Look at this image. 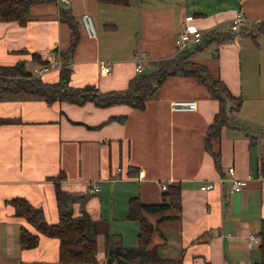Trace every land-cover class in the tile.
Listing matches in <instances>:
<instances>
[{
	"label": "crops",
	"instance_id": "0c3cea01",
	"mask_svg": "<svg viewBox=\"0 0 264 264\" xmlns=\"http://www.w3.org/2000/svg\"><path fill=\"white\" fill-rule=\"evenodd\" d=\"M63 8L79 21L78 43L69 59L72 86L93 83L104 92L126 90L138 73L137 63L142 72H153L162 60L177 55L175 39L184 16L193 15L209 41L192 58L207 64L243 101L229 111L233 125L213 139L221 156L218 169L204 139L219 102L195 76L168 75L143 108L48 102L36 94L0 92V117L12 120L0 124V264H61L57 237L41 235L37 246L21 247L19 229L27 223L14 215L13 197L42 206L47 220L56 223L58 182L62 209L79 215L84 207L103 222L97 253L99 264H107L111 247L137 244L140 223L127 216L130 197L162 202L164 181L181 185L182 210L180 218L163 220L152 235L151 243L159 246L163 258H181L182 264L258 262L259 248L249 247L247 232L258 234L264 218V32L256 28L264 20V0L39 2L25 23L0 19V65L25 60L31 71L40 64L33 53L47 60L66 51L72 33L62 20ZM238 10L245 12L247 22L235 32L227 26ZM86 12L100 25L102 36L107 29L121 32L109 47L103 46V37L85 32L80 17ZM252 38L253 46L244 43ZM102 60L112 64L109 74L100 72ZM41 77L56 81L59 71ZM178 98L196 100L197 108L172 109ZM123 115L125 121L109 120ZM229 166H234L232 175ZM233 175L245 180L241 191H232L229 179L219 181ZM206 180H214V187L201 189ZM172 213L150 214L149 219L156 223L161 214Z\"/></svg>",
	"mask_w": 264,
	"mask_h": 264
},
{
	"label": "trees",
	"instance_id": "16d2710c",
	"mask_svg": "<svg viewBox=\"0 0 264 264\" xmlns=\"http://www.w3.org/2000/svg\"><path fill=\"white\" fill-rule=\"evenodd\" d=\"M44 1L50 0H0V19L25 23L30 17L32 5ZM99 1L117 4H128L129 2V0ZM61 15L62 20L70 26L72 33L68 49L61 53L64 62L69 65V59L76 48L80 35L79 21L67 8H63ZM256 28L264 32V20ZM206 36L209 35L206 33L199 44L177 52V55L172 58L162 60L157 70L137 73L124 91L109 90L104 92L93 83L72 86L69 66H65L59 71L58 80L45 81L41 76H33L27 68L26 61L23 60L15 65H0V92L36 94L44 97L48 102L61 100L83 104L87 101H94L100 106L126 103L136 108H143L156 85H159L168 75L182 73L195 76L208 87L211 96L219 102L218 111L208 126L204 146L212 154L216 167L221 169L220 152L214 150L212 142L214 138L220 137L223 127L233 125L234 121H232L229 111L238 109L243 98L240 95H235L221 77L213 75L207 64L192 58L196 50L202 49L208 43L207 38L209 37ZM32 57L33 60H39L40 64L47 62L46 59L39 58L36 53H33ZM18 76L19 78H15ZM112 119L125 121L126 116H111L109 120ZM9 121L12 120L0 117V124ZM261 169L264 174V162ZM56 188L60 207L59 220L56 223H50L43 207L33 204L28 198L15 196L10 200L14 206V215L23 217L27 223L20 225L18 239L21 247L37 246L41 235L57 237L61 264H99L98 234L101 232L103 222L93 219L84 207L79 215L73 214L71 209H62L63 192L58 182ZM168 210H174L176 213L161 214L156 223L149 219L150 214L163 213ZM181 210L182 187L180 184H169L163 190V201L159 203H144L138 195L130 197L127 216L140 223L137 244L131 247H111V253L109 252L107 255V264H182L181 258H163L159 252V246L151 243L152 235L159 223L165 219L180 218ZM106 235L109 233L106 232ZM258 235L260 236L258 246L260 260L255 264H264V218L261 220Z\"/></svg>",
	"mask_w": 264,
	"mask_h": 264
},
{
	"label": "built area",
	"instance_id": "2783aa9c",
	"mask_svg": "<svg viewBox=\"0 0 264 264\" xmlns=\"http://www.w3.org/2000/svg\"><path fill=\"white\" fill-rule=\"evenodd\" d=\"M63 2L65 5L70 4V0H59ZM194 16L193 15H186L184 16L183 22H182V28L179 31L175 43L177 47V52H180L188 47L195 46L199 44L204 35L205 31L199 28L194 22H193ZM82 26L85 30V32L92 38H96L98 35V30L95 24V19L92 14L86 12L83 13L80 17ZM247 22V16L244 11L238 10L235 12V15L232 17V23H231V30L235 32H239L241 29V26L244 25ZM57 52V51H56ZM69 66L66 64L62 58V55L60 52L54 53L53 55L49 56L46 63L38 64L33 67L31 70V74L33 76H42L44 73L49 72L51 70H58L60 71L63 67ZM142 64L137 63L135 66L136 72H142ZM100 72L102 74H109L112 72V64L102 60L100 64ZM171 107L174 110H195L197 108V101L192 99H174L171 102ZM234 166H229L227 169V172L229 174H234ZM118 172H120V169H118ZM144 175L143 169L139 170V178H141ZM226 179L231 180V190L232 191H241L244 187L245 180L233 176L229 177H223L220 176L219 181L224 182ZM215 185L214 180H206L202 185L201 189H211ZM168 186V182L164 181L161 184L162 189H166ZM99 186L98 184L95 185L94 189L98 190ZM247 243L249 247H257L260 244V236L249 230L247 232Z\"/></svg>",
	"mask_w": 264,
	"mask_h": 264
},
{
	"label": "rangeland",
	"instance_id": "374dc122",
	"mask_svg": "<svg viewBox=\"0 0 264 264\" xmlns=\"http://www.w3.org/2000/svg\"><path fill=\"white\" fill-rule=\"evenodd\" d=\"M95 24H96V27H97V30H98V37H99V38H100V37H103V46H104V47H109L111 40H112L113 38H115V37H118V35L121 34L120 31L117 32V31H113V30H111V29H107V30L104 31L103 36H102V33H101L102 29L100 28V25L97 23L96 20H95ZM227 28L230 30V29H231V24L228 25ZM125 32H126V30H125V29H122V33H125ZM244 43H245L246 45H249V44H250V46H253L254 43H255V40L252 38V41H247V42H244ZM254 48H255V47H254ZM208 50L212 51V47L209 48ZM256 50H257V53H258V49H257V48H256ZM206 52H207V51H206ZM253 52H255V49H254ZM146 71H148V70H146ZM15 78H19V76H18V77H15ZM232 103H233V102H232ZM234 104H235V103H234ZM101 264H106V263L104 262V263H101Z\"/></svg>",
	"mask_w": 264,
	"mask_h": 264
}]
</instances>
